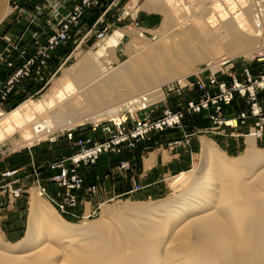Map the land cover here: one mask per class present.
<instances>
[{
  "label": "bare ground",
  "instance_id": "obj_1",
  "mask_svg": "<svg viewBox=\"0 0 264 264\" xmlns=\"http://www.w3.org/2000/svg\"><path fill=\"white\" fill-rule=\"evenodd\" d=\"M159 6L178 20L164 25L166 41H134L127 47L128 59L119 62L123 31L116 30L99 52L66 69L55 89L4 114L0 142L22 131L40 141L82 122L100 125L107 115L120 123L127 119L120 117L127 107L118 113L112 106L100 109L123 99L143 110L165 98L164 85L184 84L196 64L214 56L252 58L264 52V42L257 44L264 41L262 1L147 0L143 8ZM11 12L9 0H0V25ZM229 122L238 125L235 119ZM245 138L247 144L259 139ZM155 159H146V169ZM171 185L180 190L167 202L125 203L118 213L105 206L100 219L82 224L45 207L40 191L33 189L26 233L13 244L0 237V264H264V150L248 147L229 158L204 139L194 175L182 173Z\"/></svg>",
  "mask_w": 264,
  "mask_h": 264
},
{
  "label": "rangeland",
  "instance_id": "obj_2",
  "mask_svg": "<svg viewBox=\"0 0 264 264\" xmlns=\"http://www.w3.org/2000/svg\"><path fill=\"white\" fill-rule=\"evenodd\" d=\"M146 1L89 0L87 3H83L82 0H9V7L11 6L13 12L0 25V56L10 72L9 81L13 80L20 70H24L25 74L14 81L11 92L5 100L0 97V119L25 101L38 100L52 88L55 89L66 69L76 67L87 57L99 52L107 43L109 36L113 35L116 30L123 31V39L116 54L119 62L128 59L126 50L134 41L151 45L166 41L167 39L162 36L167 31L164 29V25L166 23L167 25H176L178 20L165 6L162 8L159 6L154 11L144 9ZM183 1L191 3L195 0ZM55 3L56 6L64 4L65 7L59 6V10L55 11L53 7ZM73 16H76L75 20H72ZM69 21H72V24L67 31L68 39L61 42L55 49H51V40L60 39L64 25L69 24ZM263 42L260 40L257 44L262 45ZM214 57L193 66L197 71L187 75L186 79L196 74L198 70L213 67L216 68L215 70L211 68L214 71H222L230 64L235 65V69L230 71L232 82L236 79L240 83L247 84L250 79L253 82L260 81L264 76V52L258 53L252 58L243 56ZM223 59L224 61H221ZM215 61H220V65H215ZM117 63L112 61L113 66H117ZM221 80L228 83L226 79L221 78ZM207 82L208 80L205 79V83ZM181 84L177 80L164 85L165 98L154 102L143 110L139 109L140 111L133 109L123 99L100 109V111L107 107L111 109L112 106V108L118 109L116 113L123 111L125 107L131 110L133 113L125 110L120 115L121 118L125 115L128 117L127 130L133 129L135 120L146 117L157 121L169 113H183V118L180 127H168L164 131L154 132L148 138L136 142L132 147L125 146L120 154L103 155L95 165L90 166V171L93 174L98 171H106L105 174L109 176L111 182L112 177L120 173V170H126L125 168L121 169L122 163H129V170L133 167L135 170L133 174L138 175L137 182L140 184L135 185L132 191H128L131 186L130 177H128L127 181L117 189L113 190L108 184L103 193L99 192L98 185L94 184L97 185V190L88 195L90 203L84 204L81 212L75 217L68 213H61L42 193L41 187L46 189L51 185L58 187L51 179L44 178L42 173L50 169L51 165L77 152L74 142L68 138L69 131H74L76 137L89 134L102 139L101 132L95 134L92 131L94 121L82 122L71 130H58L40 141H34L35 138L32 134L22 131L0 142V237L4 242L13 244L25 235L30 212V196L33 189L40 191L45 207L58 213L69 223L82 224L100 219L101 209L105 206H108L113 213H118L121 212L125 203H143L142 205L146 206L167 202L175 197L180 189H172L171 184L182 173L194 175L201 160L204 139L212 141L215 148L225 152L229 158L240 157L248 147L254 146L264 150V142L247 144L245 137L239 138V141L236 142L226 141L221 134L227 128L225 123L230 121L227 119L226 110L232 108L237 113L236 119L242 113L249 111L251 103L248 93L246 96L235 94L231 104L223 107L222 116L219 119L212 103L207 109L200 112H190L187 108L188 103L192 100L200 101L204 97L196 89L183 88ZM17 87H27L26 91L21 92L22 95L18 98H16ZM33 87L37 89L34 90ZM257 96L260 105H262L264 90L257 91ZM108 117L109 115L105 116L99 123L106 125L111 121ZM216 119L219 122L223 120V124L217 123ZM239 124L242 126L240 121ZM248 134L249 132L246 135ZM30 141H34L32 145H28ZM171 147L178 148L170 149ZM167 150L171 154L166 152ZM150 154L159 156V164L162 163L164 157L165 165L163 167L154 166L148 180L146 181V178L141 180L144 160L149 158ZM33 160L40 161L43 164L42 167L37 165V167L30 168ZM83 170L81 171L83 172ZM34 174H39V178ZM14 191H19V197L15 196ZM60 193H62L61 190ZM54 199L57 197L54 196ZM86 210H90V213ZM88 215L89 219H85Z\"/></svg>",
  "mask_w": 264,
  "mask_h": 264
},
{
  "label": "built area",
  "instance_id": "obj_3",
  "mask_svg": "<svg viewBox=\"0 0 264 264\" xmlns=\"http://www.w3.org/2000/svg\"><path fill=\"white\" fill-rule=\"evenodd\" d=\"M82 1L83 3H87L89 0ZM259 1L264 2V0ZM59 6L65 7L64 4ZM59 6H56L55 3V6L53 5L54 10L58 11ZM76 16L78 15L76 14ZM76 16H73L72 20H75ZM70 24H72V21H69V24L64 25L60 39L54 38L51 40V49H55L61 44V42H65L68 39L69 35L67 34V31L70 28ZM23 74H25L24 70H20L13 80L8 82V86L0 91V97L3 100H5L8 97V94H10L11 86L14 81H17ZM220 74H225V71H214L208 67L203 70H198V72L192 75L191 78H188L184 84L180 83L183 88L188 87L190 89H196L198 92L202 93V96L204 97L200 101H190L187 107L188 110L190 112H200L207 109L209 104L212 103L216 110L215 112L218 114L217 117L220 119L223 107L231 104L235 94L246 96L248 93L249 101L251 103L250 109L248 112L242 113L236 121L245 124L247 120L252 119L254 126L250 129L248 135H254L259 139L264 138V108L260 105L257 96V91L264 90V76L260 81L255 80L253 82V80L250 79L247 84L240 83L236 79H234L231 84H228L221 80ZM205 79L208 80L207 83H205ZM182 118L183 113H169L164 118L157 121L152 120L150 117H146L144 119L135 120L134 127L131 130H127L126 126V124H128V117L120 123L110 121L106 125H94L92 127L93 133L96 134L97 132H101L103 134L102 139H98L92 135L76 137L74 131H69L68 138L70 141L74 142L77 152L70 157L62 159V161L51 165V170L58 171L51 180L58 185L63 194L61 193L60 195L61 199H54V197L49 195L48 198L61 213H68L69 209L78 207L81 192H86V195H91L97 190V185L86 186L84 175L81 172L82 169L95 165L105 154L113 153L117 155L122 153L125 146L132 147L136 142L148 138L154 132L164 131L168 127H180ZM216 122L223 124L224 121L221 120L219 122V120L216 119ZM229 123L230 122H226L225 125L231 126ZM129 167V163H122L121 169L125 168L126 170H129ZM13 193L17 197L20 195L19 191H14Z\"/></svg>",
  "mask_w": 264,
  "mask_h": 264
},
{
  "label": "crops",
  "instance_id": "obj_4",
  "mask_svg": "<svg viewBox=\"0 0 264 264\" xmlns=\"http://www.w3.org/2000/svg\"><path fill=\"white\" fill-rule=\"evenodd\" d=\"M147 10H149V11L153 10L154 11V8L147 9ZM5 38H7V37H5ZM5 38H3V39H5ZM19 55H21V54L19 53ZM234 66L235 65H233V64L228 65V67L224 70L225 71V75H221L220 74V78L226 79L228 81V83H231L232 79H230V76L232 74H231L230 71H231V69H235ZM6 67L7 66L4 64V62H3V60H2V58L0 56V89L5 88L7 83H8V81H9L10 72H9V70ZM17 88H18V91L16 92V94H17L16 98L20 97L22 95L21 92L26 91L27 87H22V88L21 87H17ZM33 89L36 90L37 88L35 89L33 87ZM14 97H15V94H14ZM261 104L264 107V102H262ZM226 111H227V116H228L227 119H229V120L235 119L236 120L235 117L237 116V113L235 111H233L232 108L230 110H226ZM237 124H238L237 126H228L227 125L226 126L227 128L225 129V131L221 132V134L223 135L222 137H224L226 139V141H234V142H236V141H239V138H242V137L244 138L246 136V134L250 131V129L253 127L254 122H253L252 119H249V120L246 121L245 124H242V126H239L240 125L239 122ZM218 134H220V133H218ZM249 140H251V138ZM245 142H246V139H245ZM258 142H264V138L258 139L257 143ZM175 148H178V147H171L170 149H175ZM166 152L171 154V152L168 151V150ZM152 155H154V154H150V157ZM162 159H163L162 163L159 164V156L157 155L156 159H155V162L152 164V166L149 169H146V167H145V161L146 160H144V169H143V172H142V174L140 176V179L142 180V178H146L145 180L147 181L148 180L147 178L149 177V174L152 173V169H153L154 166H159L160 165L161 167H163L165 165L164 157ZM37 165H40L39 167H42L43 164L40 161H38V160H33L30 168H33L35 166L37 167ZM90 168L91 167L85 168L83 170V172L81 171L83 173V175H84L86 186L97 184L98 188L100 189L99 192H101V193H103V191H105L107 189L108 184H109V187L112 188L113 190L117 189V187H121L124 184V182L127 181L128 177H130V182H131V186H130V189L128 191H132L135 185L140 184L139 182H137L138 181V175L137 174H135V175L133 174V172L135 171L133 169V167L130 170H125V171H121L120 170V173H118L115 177L114 176L112 177V179H111L112 181L111 182L109 180V176H107L105 174L106 171H102V172L98 171V172H94V174H93L90 171ZM35 172H37V170H35ZM57 173H58L57 170L48 169V170H45V173L43 172L42 175H43L44 178L51 179ZM34 176L39 178L40 175L39 174H34ZM46 190L48 191V193L52 197L55 196V197H57V199H61L60 198V195H61L60 190L61 189L59 187H57L55 185H51V186L47 187ZM89 199L90 198H88V195H86V192H81L80 193V203H79L78 207L73 208V209L72 208L69 209L68 210V215H70L72 217H75L76 214H79L81 212V210H82V206L84 204L90 203V201H88Z\"/></svg>",
  "mask_w": 264,
  "mask_h": 264
}]
</instances>
